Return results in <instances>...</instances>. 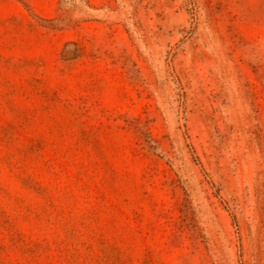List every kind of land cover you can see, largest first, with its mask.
Segmentation results:
<instances>
[{
    "label": "rangeland",
    "instance_id": "rangeland-1",
    "mask_svg": "<svg viewBox=\"0 0 264 264\" xmlns=\"http://www.w3.org/2000/svg\"><path fill=\"white\" fill-rule=\"evenodd\" d=\"M58 8L0 0V264H264V0Z\"/></svg>",
    "mask_w": 264,
    "mask_h": 264
},
{
    "label": "trees",
    "instance_id": "trees-1",
    "mask_svg": "<svg viewBox=\"0 0 264 264\" xmlns=\"http://www.w3.org/2000/svg\"><path fill=\"white\" fill-rule=\"evenodd\" d=\"M59 11L65 13H71L74 9L83 6H89V0H58ZM50 21H56V19H52ZM71 43H68L70 45Z\"/></svg>",
    "mask_w": 264,
    "mask_h": 264
}]
</instances>
